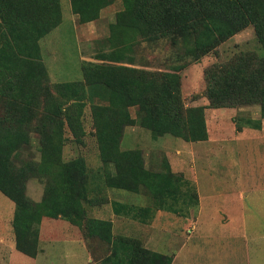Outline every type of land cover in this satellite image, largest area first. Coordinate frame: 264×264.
Segmentation results:
<instances>
[{
	"label": "trees",
	"instance_id": "16d2710c",
	"mask_svg": "<svg viewBox=\"0 0 264 264\" xmlns=\"http://www.w3.org/2000/svg\"><path fill=\"white\" fill-rule=\"evenodd\" d=\"M115 1L121 2L122 9L115 14L112 33L119 31L118 39L113 37L121 51L134 43L135 32L142 39L156 40L177 29L192 37L193 50L201 57L251 25L262 55L244 54L233 64L207 69L206 106H183L177 72L182 65L175 67L176 72L156 73L114 63L119 62V56L110 55H102L101 63H84V81L57 83L54 95L45 85L48 75L39 41L60 23V0H0V191L15 205V248L27 256L37 254L43 217H61L75 225H82L85 219L83 201L90 188L84 158H61L66 140L64 124L76 138L83 133L80 116L85 99L91 103L100 155L107 166L114 167L108 173V186L144 188L155 200L162 194L177 197L182 179L172 173L150 171L139 151L120 149L125 126L138 124L154 138L171 134L185 141H199L207 139L205 107L258 104L264 118V0H70V5L78 22L86 23L97 19L100 10ZM23 24L30 28L16 27ZM40 95L43 100L38 114ZM63 98L72 99L71 105H64ZM134 106L135 117L129 111ZM33 120L38 159L22 157V150L30 143L28 127ZM250 125L259 128L260 120ZM237 128L241 126L237 124ZM30 177L44 180L39 201L26 195L25 183ZM123 208L124 213L137 210L133 206ZM148 210L139 208L138 212L145 215ZM114 242L111 258L115 264L172 261L171 256L160 252L141 249L138 253L128 242ZM117 247L122 248V255Z\"/></svg>",
	"mask_w": 264,
	"mask_h": 264
},
{
	"label": "rangeland",
	"instance_id": "374dc122",
	"mask_svg": "<svg viewBox=\"0 0 264 264\" xmlns=\"http://www.w3.org/2000/svg\"><path fill=\"white\" fill-rule=\"evenodd\" d=\"M121 9V2L115 1L104 7L102 17L90 21L89 26H81L76 14L77 24L72 19L68 2L62 1L60 25L40 41L41 58L48 75L45 85L50 92L57 95V83L84 81V63H101L102 55H110L119 56L116 59L119 62L114 63L156 73L176 72L175 67L182 65L177 72L181 77L179 89L183 106H206L207 69L233 64L244 54L262 55L251 25L201 57L193 50L192 37L177 29L156 40L142 39L135 32L134 43L121 51L117 40L119 31L112 33L115 14ZM89 89L87 92H91ZM42 100L40 95L36 106L38 114ZM62 100L64 105H71L72 99ZM84 102L80 116L83 133L76 138L64 124L66 140L61 151L63 161L79 156L85 161L90 191L87 200L83 201L86 213L83 224L75 225L61 217H43L39 225L37 254L27 256L15 248L12 227L15 205L0 191V264H115L112 262V252L116 249L114 241L128 242L138 253L143 249L169 255L172 258L170 264H259L260 237L251 235L248 226L242 223H222L229 219L223 206L229 205L235 213L238 200L232 205L213 201L207 196V189L213 186L218 190L226 187L235 192L244 191L248 208V176L233 178L232 173L236 175L253 169L255 163L260 169L261 162L253 156L245 160L244 147L235 139L237 131L247 126V120L248 124L261 120L258 104L205 107L207 139L199 141H185L171 134L154 138L148 129L138 124L125 126L120 149L139 151L145 168L150 171L172 173L182 179L177 197L162 194L155 200L144 188L129 190L108 186V173L113 172L114 167L107 166L100 155L91 103L88 99ZM135 110V106L129 107L133 117ZM35 125V120L29 124L30 143L22 150L23 158H39ZM198 185L202 195L200 209ZM25 187L31 200L42 198V178H28ZM124 205L137 210L124 213ZM145 207L149 209L145 215L138 212L139 208ZM117 248L122 255V248Z\"/></svg>",
	"mask_w": 264,
	"mask_h": 264
},
{
	"label": "crops",
	"instance_id": "0c3cea01",
	"mask_svg": "<svg viewBox=\"0 0 264 264\" xmlns=\"http://www.w3.org/2000/svg\"><path fill=\"white\" fill-rule=\"evenodd\" d=\"M62 1L63 0H60L61 21H62ZM66 1L69 4V10L71 11L72 19L76 23L77 18L76 15L71 10L70 0H66ZM103 10L104 8L100 10V14L98 18L102 17ZM91 22L79 23V25L89 26ZM60 23L56 27L51 29L47 33V35H50L53 32V30L60 25ZM16 27L25 29L28 27L30 28V25L28 24L27 26L23 24ZM236 138L237 139L235 140L241 142L240 144L244 147L243 148L244 150L242 152L245 160L253 156L256 158V160H260L261 162L260 169L259 168L257 169L255 159L253 158V162L255 163L253 165V169L248 168V171L239 172L236 173V175L232 173L233 178L236 177L241 178L242 176H248V208L245 202L246 197L244 191L235 192L234 190L227 189L226 187H220V190H218L215 186H213L211 189L210 188L207 189L208 190L207 196L209 199L213 201L218 200L222 203L232 204V205L234 204L236 205L235 200L236 201L238 200L239 206L238 209L234 210L235 213H232L233 209L232 207L229 208V205L223 206L227 212L226 217L229 219L223 221L222 218L221 219L223 221L222 223L225 224L228 221L230 223L232 221H235V223H242V225L248 226V230L249 232H251V235L260 237V240L258 241L259 243L258 255L260 256L259 264H264V118H261L259 128H255L252 125L248 124L247 126H244L240 131H237ZM202 169L206 170L204 167ZM205 192L206 189L203 190V193ZM197 193L199 198L198 205L200 209L202 206V195H201V188L199 187V185L197 187ZM213 194H215L214 198L212 197ZM247 209H248V213H247ZM236 212L238 214H236ZM258 227L261 228L257 229Z\"/></svg>",
	"mask_w": 264,
	"mask_h": 264
}]
</instances>
